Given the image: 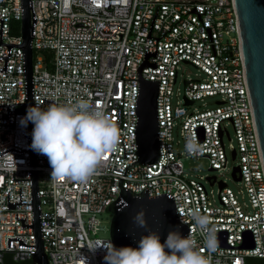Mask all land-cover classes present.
I'll list each match as a JSON object with an SVG mask.
<instances>
[{
  "label": "built area",
  "instance_id": "2783aa9c",
  "mask_svg": "<svg viewBox=\"0 0 264 264\" xmlns=\"http://www.w3.org/2000/svg\"><path fill=\"white\" fill-rule=\"evenodd\" d=\"M29 4L33 105L47 108L87 99L103 106L121 138L87 182L51 177L47 157L30 148V122L27 127L19 123L27 99L22 0H0V264H36L33 172L49 264H105V250L100 247L93 254L87 245L111 241L96 236L98 215L123 187L134 193L147 187L148 196L171 194L179 221L189 228L185 237L195 240L209 264H243L247 256L264 257V162L234 0ZM182 62L195 66L198 74L184 80L180 90L175 84ZM141 78L158 82V159L145 165L137 162ZM207 96L217 98L214 107H193ZM224 137L230 155L238 160L240 179L234 180L243 189L236 193L218 176L204 177L218 185L217 192L208 190L188 175L182 162L183 156L205 157L210 170H224ZM194 212L207 216L216 229V251L204 247Z\"/></svg>",
  "mask_w": 264,
  "mask_h": 264
},
{
  "label": "clouds",
  "instance_id": "9594fccd",
  "mask_svg": "<svg viewBox=\"0 0 264 264\" xmlns=\"http://www.w3.org/2000/svg\"><path fill=\"white\" fill-rule=\"evenodd\" d=\"M29 122L33 124L30 148L47 157L50 175L57 181L87 182L120 143V129L103 106H94L83 98L75 103H52L47 108L35 103L19 119L21 127H27ZM193 220L204 247L210 253L216 251V229L210 226L209 218L194 212ZM133 223L148 231L139 239L137 248H117L108 240L89 242V251L95 254L102 247L105 264H209V259L196 249L195 240L182 236L178 229L170 230L161 243L158 233L148 229L142 212L133 217Z\"/></svg>",
  "mask_w": 264,
  "mask_h": 264
},
{
  "label": "water",
  "instance_id": "95a60500",
  "mask_svg": "<svg viewBox=\"0 0 264 264\" xmlns=\"http://www.w3.org/2000/svg\"><path fill=\"white\" fill-rule=\"evenodd\" d=\"M240 33L241 48L244 57L245 75L254 118L256 122L262 157L264 162V0H234ZM23 15L20 20V35L23 38L25 54V79L27 99L23 105L26 111L33 106L31 98V76L33 50L31 47V15L29 0H22ZM142 69V67L139 69ZM158 82L140 79L139 99L137 106V154L138 163L145 165L158 159V122L156 116V97ZM190 103V102H189ZM31 128L33 124L30 122ZM234 157V153H232ZM239 168L235 166L232 176L236 180ZM33 195V223L32 228L36 240V251L33 262L36 264H49L43 249V241L39 226V200L36 197L37 173H32ZM107 211L112 218L109 225V238L117 248L130 246L138 247V241L148 231L138 228L133 223V217L143 213L148 229L156 231L160 242L163 243L170 230H179L182 236L188 231V226L178 219L173 196L169 193L148 196L147 187L134 193L123 187L119 196L109 204ZM167 251V249H166Z\"/></svg>",
  "mask_w": 264,
  "mask_h": 264
},
{
  "label": "rangeland",
  "instance_id": "374dc122",
  "mask_svg": "<svg viewBox=\"0 0 264 264\" xmlns=\"http://www.w3.org/2000/svg\"><path fill=\"white\" fill-rule=\"evenodd\" d=\"M177 1H186V0H177ZM197 74L198 71L195 68V66H193L190 63L182 62L178 68V75L175 84V89L179 88L180 90H182L183 81L188 78H194ZM175 100L176 99L174 98V101ZM216 100H217L216 97L207 96L204 97L202 100H196L193 107H196L198 109L212 108L215 106ZM227 129L229 131L230 136L233 138L234 133L231 125L227 126ZM174 137L175 140L179 138L178 133H176L175 131H174ZM224 142L226 145V154L228 158V164L224 170L221 171L210 170L208 159L205 157L183 156L182 162H183L184 170L188 173V175L194 179L200 180L208 190L212 189L214 192H217L218 185L217 184L210 185L206 181V178L204 177L218 176V179L225 181L227 186L236 193L238 190L243 189L242 184L239 181L234 180L231 174L232 168L237 166L238 160L233 159L232 156L230 155L228 149L229 140L227 137H224ZM199 176H202L203 178L200 179ZM98 218L100 219V222L98 224L99 227L96 230V236L102 238H109V225L112 218L111 212L104 211L98 215Z\"/></svg>",
  "mask_w": 264,
  "mask_h": 264
},
{
  "label": "trees",
  "instance_id": "16d2710c",
  "mask_svg": "<svg viewBox=\"0 0 264 264\" xmlns=\"http://www.w3.org/2000/svg\"><path fill=\"white\" fill-rule=\"evenodd\" d=\"M19 24L16 22L13 24V32H18ZM243 264H264V257L259 256H247L244 259Z\"/></svg>",
  "mask_w": 264,
  "mask_h": 264
},
{
  "label": "snow or ice",
  "instance_id": "6c2138e0",
  "mask_svg": "<svg viewBox=\"0 0 264 264\" xmlns=\"http://www.w3.org/2000/svg\"><path fill=\"white\" fill-rule=\"evenodd\" d=\"M105 159H107V156L105 157Z\"/></svg>",
  "mask_w": 264,
  "mask_h": 264
}]
</instances>
